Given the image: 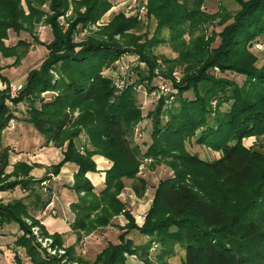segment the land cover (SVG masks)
<instances>
[{"label":"trees","instance_id":"16d2710c","mask_svg":"<svg viewBox=\"0 0 264 264\" xmlns=\"http://www.w3.org/2000/svg\"><path fill=\"white\" fill-rule=\"evenodd\" d=\"M147 1V16L156 20L158 30L165 27L170 31L169 41L177 52V58L165 60L169 66L159 75L171 78L175 67L186 69L181 71L180 82L165 83L178 91L170 96L172 104L167 109L161 98L151 111V142L143 149L133 138V126L140 119L134 92L131 88L120 91L102 74V69L122 52L136 46L142 54L150 45H138V38L128 33L138 29V20L114 14L99 37L87 36L76 43L77 30L99 20L110 9L111 0H0V60L11 56L18 65L32 45L47 49L39 68L27 73L14 97L9 94V81L1 74L0 65L4 84L0 89V191L19 187L27 192L31 205L35 203L41 210L49 203L50 195L44 196L40 186L46 177L31 179V166L18 163L10 174L4 173L10 148L3 145L2 132L14 118L13 108L26 103L24 120L47 142L57 147L66 142L63 158L50 168L51 173L57 174L66 162L78 167L71 187L78 196L72 205L75 217L70 225L76 242L66 249L69 259L82 262L75 251L82 237L112 225L113 219L123 214L127 223L120 227L118 242L106 244L91 264H125L126 255L140 256L144 264H169L177 247L184 251L181 264H264V185L255 192L257 202L252 197L228 214L195 188L190 174L173 167L174 175L155 186L142 225L134 222L126 203L118 197L124 178L132 179L133 190L142 195L146 182L138 177L137 169L145 158L166 159L170 150L176 149L170 146L178 150L193 138L221 153L214 160L202 161L214 179L224 187L248 191L258 163L264 161V152L242 145L245 137L264 136V64L258 66L249 50L264 33V0H232L238 6L232 15L223 7L210 15L201 9L205 0ZM213 20L221 29L209 37L205 25ZM40 25L50 28L52 38L47 44L37 35ZM196 29L200 30L197 34ZM9 31L16 35L24 32L31 40L19 38L14 45H6ZM115 35L119 39L115 40ZM213 35L219 40L216 47H210ZM144 59H148V70H137L138 82L154 88L161 84L158 80L162 81L155 70L160 63L152 55ZM227 73L243 79L239 83ZM46 91L55 92L49 101L39 98ZM188 92L190 97L185 95ZM81 133L86 137L82 150L76 144ZM94 155L111 162L99 193L86 176L96 170ZM251 207L255 209L251 211ZM9 223H16L22 232L14 246L23 249L24 257L15 254V264H60L59 258L40 251L31 226L37 225L42 234L46 233L30 216L23 198L6 203L0 200V227ZM134 230L146 238L143 243L136 244L128 237ZM52 238L61 246L57 234ZM152 248L157 255L150 263Z\"/></svg>","mask_w":264,"mask_h":264},{"label":"rangeland","instance_id":"374dc122","mask_svg":"<svg viewBox=\"0 0 264 264\" xmlns=\"http://www.w3.org/2000/svg\"><path fill=\"white\" fill-rule=\"evenodd\" d=\"M147 2H148L147 0H112V5L110 9L99 20H97L93 24H88L84 28H81L79 31L77 30V33L75 34L76 43H81L86 39L87 36L88 37L93 36L96 38L99 37L100 30L106 27L110 23L111 16L114 14L121 13L126 18L134 17L135 19L138 20L139 23L138 29L129 30L128 33L134 34L138 38L137 39L138 45H147L148 42H150L149 43L150 45L147 46V48L144 51L142 50V54L138 52L136 46L135 47L132 46L131 50L122 52L121 55H119L116 60H114L111 64H109L108 66L102 69V74L111 78L120 91L126 88H131L132 91L134 92L136 104L140 111V119L133 126V138L135 142H137L143 149H145L146 146L151 142V136H150L152 131V119L150 117L151 111L154 110L155 106L157 105L158 101L161 98L164 99L163 100L164 109H167L166 107L169 104H172V102L170 103L169 101L170 96L171 97H174V95L176 96V94L174 93H177L178 91L174 85L169 84L168 91L164 92L163 90H161L160 85L165 84L166 82L170 83V80L174 81L175 83L180 82L183 75L181 71L183 69L184 70L186 69V66L185 68L184 66L180 68L175 67L170 73L171 78H166L165 76L159 75L161 71H166V66L167 67L169 66L165 60H173L177 58V52H175L174 48L172 47L169 41L170 31L165 27H162L160 30H158L156 20L153 17L147 16ZM221 7L225 8V10L231 15L238 9V6L232 0H205L201 9L211 15L221 10ZM43 8L47 9V6L44 5ZM59 20L61 23H64L63 17H60ZM216 23H217L216 20H213L211 23H207V25H205L206 32L209 37L212 36L213 31L218 32L221 29L220 27L215 26ZM199 31H200L199 29H196L195 30L196 34L199 33ZM37 35L39 39L41 41H44L46 44L52 38L50 28L46 25H40L37 28ZM263 35L264 33L261 34L256 40H254L252 44L249 46V50L252 53H254L255 56L257 52H259L262 55V59H264V41H263L264 38H262ZM185 38L188 40L187 36H185ZM114 39L115 40L119 39V35H115ZM212 39L213 40L210 42V47H216L219 41L218 37L214 38L213 35ZM151 41H155L154 44H151ZM35 46L32 48V51L34 50L35 52L29 53L28 56L20 60V63L18 65L14 64V57L7 56L1 58L2 64L0 60V65L2 66V70L4 72L3 74L12 79V80L8 79L9 85L10 84L22 85L26 78L27 73L32 69L39 68L40 64L46 57L45 52L47 51V49L44 45L41 46L45 48V51L43 50L44 48L42 49L41 47L35 49ZM258 46H262V48H259ZM151 55L157 57V62L160 63V67L155 68V70L157 74L156 77H159L162 80L161 82L158 80V83L161 84L155 86L154 88L152 84L150 86L148 84L147 86L146 83L144 82L139 83L138 74H137L138 69H142L145 71L148 70V64H147L148 59L146 61L144 58L147 57L151 58ZM258 58L256 56V59ZM40 61L41 63H39ZM256 64L258 65L257 61ZM214 69L216 73H219L218 68H214ZM234 75L235 74L227 73L228 77L235 78L240 83L243 77L238 75L234 76ZM1 85L4 88V84L2 83ZM166 93H171V94L166 96ZM54 94L55 92H51V91L42 92L39 95V98L44 101H49V99ZM185 95L190 97L191 92H188ZM21 104H23L24 106H22ZM17 106L21 107L19 111H21L23 115L26 114V110H27L26 103H20ZM11 107L13 108L14 106L12 105ZM13 110L15 111L16 109L13 108ZM81 135H84V133H81L79 136ZM85 144L80 145L81 150L83 149V145ZM242 145L247 149H251L254 147L264 152V136L262 138L245 137L242 139ZM170 148H176V149L173 150L174 152H171L172 150H170L171 154L169 155L168 158L166 159L160 158L157 161H153L151 158H145L139 164L137 169L138 170L137 175L146 182V188L141 196H138L134 191L136 197L138 198L143 197L146 191H148L153 198L154 188L159 182V180L174 175V171L172 168L178 167L177 170L190 174V180L194 183L195 188L203 196L207 197L210 200H214L216 203L222 206V208L228 214L234 212L235 210L245 205L248 202V200H250L252 197L254 201L256 202L258 201V199L255 200L256 199L255 192L257 190L258 192H260L262 190L261 189L262 186L264 185V161L258 163L256 168L255 178L250 183L251 185L249 186L248 191H241L235 188L224 187L220 181L214 179L212 175H210L206 167H204V165L202 164V161H211L218 158L221 154L219 151H215L207 147L206 145L196 143L195 138L191 140H187L183 144V147L182 148L179 147L178 150L176 146H170ZM125 179L127 178H124L122 180L124 187L120 192V194L123 191L126 192L127 190L125 189V187L130 186L131 184L132 187L134 188L135 182L132 179H128L129 182L126 181ZM130 180L132 181V183L130 182ZM150 188L153 189L151 190ZM120 194L118 195V197H121ZM123 202L126 203L128 211L130 215L133 217L134 222L138 225H142L143 216L146 213V211H144L145 202L141 203L142 207L141 205L139 206L137 204L135 198H128V200H124ZM134 207L137 209L140 208V210L138 212L133 211ZM250 209L251 211H253V209L255 208L251 207ZM120 215H122L123 217L116 218L114 221H112L114 223L112 227H106L105 230H101V229L95 230L93 231L95 233L91 232L93 233V235L90 239L88 238V240L93 242L92 238L97 239L96 240L98 242L97 245H92V244L88 246L86 245L85 248L82 249V244L86 243L85 240L80 241L76 245L78 246V248H75L76 254L82 257L83 259L82 262L75 259L73 260L69 259L68 256L66 255L67 248L63 246H58L57 244L54 243V241H53V245H56L58 248H62L65 251L64 254L50 255L45 249H43L40 246V243H38V247L40 248V251L45 255L59 258L60 264H91V262H93L95 259L94 257L96 255L97 250L106 246V244L108 243L115 244L118 242V235L119 233L122 232V230L120 228L117 229L116 226L119 225L118 223L120 222L123 224L127 223L125 216L123 214ZM25 221L28 225L31 224L30 221L27 220ZM33 226L36 225H32L31 228ZM45 236H49V235L46 234ZM49 237L53 240L51 236ZM128 237L133 239L135 243L137 241H142V239L144 238V236H141L135 230L131 231L128 234ZM9 242H10V238L0 239V264H15L13 254L10 251H7L6 248L7 243ZM150 252H151L150 263H153L157 255V250L152 248ZM129 256L136 257V259L140 262V264H144L142 258L140 256H135V255H126V261ZM183 259H184V251L177 247L176 254L169 259V264H181Z\"/></svg>","mask_w":264,"mask_h":264},{"label":"crops","instance_id":"0c3cea01","mask_svg":"<svg viewBox=\"0 0 264 264\" xmlns=\"http://www.w3.org/2000/svg\"><path fill=\"white\" fill-rule=\"evenodd\" d=\"M28 36L29 35L24 32L16 35L14 32L9 31L8 39L5 40V44L10 46L14 45L20 37V39L30 41L31 38ZM262 38H264V35ZM34 46L35 45L31 46L26 56H28L29 53L35 52L34 50L32 51V48ZM40 47L42 49L44 48L41 45H36L35 49ZM43 50L45 51V48ZM45 53L47 54V51ZM256 56L257 58L259 57L257 59V62L258 65L261 66L264 63V59H262V55L259 52H257ZM41 61L39 63H41ZM3 73V70H1V74L4 77L12 80L11 78L5 76ZM1 84L2 83L0 81V89L3 88ZM21 105L24 106L23 104ZM20 108V106L15 107L16 110L14 111V118L12 119V128L7 127L2 132L3 145L10 148L8 155V165L6 166L4 173L10 174L16 164L24 163L28 166H31L29 176L33 180L41 179L44 177H46L45 179H48L52 176L51 178H49L47 187H42V191L44 193L43 195H50L49 203L42 210L36 208L35 203L34 206H32V200L29 196H27V192L21 190L19 187H15L13 190L0 191V200L3 203H6L14 199L23 198L24 202L29 205L30 216L39 222L44 232L51 237L52 235L57 234L60 237L59 240L61 242V246L65 248L70 247L76 242V234L71 229L70 225L75 217V212L72 205L77 203L78 196L71 187L74 181V175L77 172L78 167L74 163L66 162L61 166L57 174L51 173L50 168L58 164L63 158V152L66 147V142L61 147L55 146L52 142H47L45 137L41 135L33 127L32 124L24 120L25 114L23 115L21 111H19ZM85 140L86 139L84 135L79 136L78 140H76V144L78 145L79 149H81V144L86 143ZM92 159L95 162L96 170L94 172H88L86 176L93 185L94 191L96 193H99L104 188L105 172L110 168L111 162L99 155H94ZM13 179L14 177H10V180ZM125 180L129 182L128 179ZM130 182L132 183L131 180ZM125 189L129 192L123 191L120 194V200L124 201L128 200V198H135L139 206L142 202H145L144 211L148 210L152 200V195H150L148 191H146L143 197L138 198L135 196L132 184L125 187ZM150 189L152 190L153 188ZM139 210L140 208L137 209L134 207L133 211L138 212ZM121 217L123 216L119 215L115 217L113 221L116 218ZM25 220L30 221V219L28 218H26ZM118 224L119 225L116 226L117 229H119L120 227H124L126 223L123 224L120 222ZM113 225L114 223L112 222V225L108 227H112ZM105 228H101V230H105ZM93 233L84 235L81 241L85 240L87 246L90 244L97 245V239L92 238L93 242L88 240V238L90 239L92 237ZM21 234L22 232L19 230L16 223L4 224L0 227V239L10 238V242L7 243L6 248L7 251H10L13 254V257L15 254H17L21 258L24 257L23 249L14 246L16 237ZM143 241H145V238H143L142 241H137L136 244H141V242ZM75 248H78V246H76ZM102 248L97 250L96 255L102 250ZM126 264H140V262L136 259V257L129 256L127 258Z\"/></svg>","mask_w":264,"mask_h":264},{"label":"built area","instance_id":"2783aa9c","mask_svg":"<svg viewBox=\"0 0 264 264\" xmlns=\"http://www.w3.org/2000/svg\"><path fill=\"white\" fill-rule=\"evenodd\" d=\"M259 48H262V46H258ZM161 90L164 92L168 91V87L165 84L160 85ZM22 88L21 84L17 85H9V94L11 97L16 96L18 91ZM162 91V92H163ZM13 120H10L8 128H12ZM52 177V176H51ZM49 177V178H51ZM49 178L44 179L41 181L40 186L43 188H46L49 183ZM51 211V210H50ZM144 217V216H143ZM31 233L34 236L37 243H40V246L45 249L50 255L54 254H64L65 251L62 248H58L56 245H53V240L49 236H45L42 234L41 229L39 226H33L31 228ZM86 246V243L82 244V249H84Z\"/></svg>","mask_w":264,"mask_h":264}]
</instances>
